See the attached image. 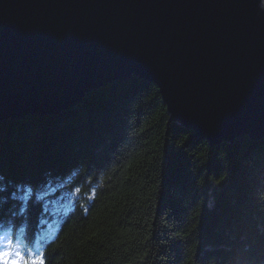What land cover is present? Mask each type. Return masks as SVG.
<instances>
[{
	"label": "trees",
	"instance_id": "1",
	"mask_svg": "<svg viewBox=\"0 0 264 264\" xmlns=\"http://www.w3.org/2000/svg\"><path fill=\"white\" fill-rule=\"evenodd\" d=\"M55 218L45 264H264V137L210 146L138 76L1 121L0 232L33 244Z\"/></svg>",
	"mask_w": 264,
	"mask_h": 264
},
{
	"label": "water",
	"instance_id": "2",
	"mask_svg": "<svg viewBox=\"0 0 264 264\" xmlns=\"http://www.w3.org/2000/svg\"><path fill=\"white\" fill-rule=\"evenodd\" d=\"M131 76L210 146L264 137L262 0H0V122Z\"/></svg>",
	"mask_w": 264,
	"mask_h": 264
},
{
	"label": "rangeland",
	"instance_id": "3",
	"mask_svg": "<svg viewBox=\"0 0 264 264\" xmlns=\"http://www.w3.org/2000/svg\"><path fill=\"white\" fill-rule=\"evenodd\" d=\"M59 187H62V186H59ZM58 188L49 187L44 192H42L41 196L43 197L45 203L47 202L48 204H50L51 206L50 208L54 207V210H56L57 212H65L66 210L71 208L72 203L74 202V199L78 191L75 189L73 192H66L62 188L60 189ZM58 190H59V193H57ZM50 230L51 229L49 228L47 233ZM50 233L51 231L48 234ZM9 237L13 241V247L11 249V251L13 252V256L11 259H9L6 256L3 258H0V264H13V261H16V260H19L20 264H32L31 253L39 252L41 249L38 240H36L33 244H26L24 242H20L19 240H13L12 237L9 236V234L7 237H5V240H7ZM17 242H19V247H17ZM4 251H5V248L0 247V253ZM17 251H20L23 254L22 259L15 255Z\"/></svg>",
	"mask_w": 264,
	"mask_h": 264
},
{
	"label": "snow or ice",
	"instance_id": "4",
	"mask_svg": "<svg viewBox=\"0 0 264 264\" xmlns=\"http://www.w3.org/2000/svg\"><path fill=\"white\" fill-rule=\"evenodd\" d=\"M8 236L7 232H0V247H4L5 251L0 253V258L8 257L9 259L12 258L13 252L11 251L13 247V241L9 237L7 240H5V237ZM17 247H19V242H17ZM17 257L23 258V254L20 251H17L15 253ZM32 264H45L44 260V252L43 250H40L39 252H32ZM13 264H20L19 260L13 261Z\"/></svg>",
	"mask_w": 264,
	"mask_h": 264
},
{
	"label": "bare ground",
	"instance_id": "5",
	"mask_svg": "<svg viewBox=\"0 0 264 264\" xmlns=\"http://www.w3.org/2000/svg\"><path fill=\"white\" fill-rule=\"evenodd\" d=\"M106 85H108V84H106ZM106 85H105V86H106ZM101 87H103V86H101ZM86 94H87V93H86Z\"/></svg>",
	"mask_w": 264,
	"mask_h": 264
}]
</instances>
